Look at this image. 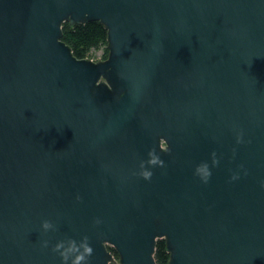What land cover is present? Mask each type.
Listing matches in <instances>:
<instances>
[{
	"label": "water",
	"instance_id": "obj_1",
	"mask_svg": "<svg viewBox=\"0 0 264 264\" xmlns=\"http://www.w3.org/2000/svg\"><path fill=\"white\" fill-rule=\"evenodd\" d=\"M262 184L264 0H0V264H264Z\"/></svg>",
	"mask_w": 264,
	"mask_h": 264
},
{
	"label": "trees",
	"instance_id": "obj_2",
	"mask_svg": "<svg viewBox=\"0 0 264 264\" xmlns=\"http://www.w3.org/2000/svg\"><path fill=\"white\" fill-rule=\"evenodd\" d=\"M61 39L67 43L76 57L89 56L90 50L102 48L101 58L107 55L106 29L98 20H91L85 23L72 24L64 21L61 26ZM108 249L117 258L115 250L108 246ZM154 259L157 264H166L168 252L164 240L157 239L154 250Z\"/></svg>",
	"mask_w": 264,
	"mask_h": 264
},
{
	"label": "clouds",
	"instance_id": "obj_3",
	"mask_svg": "<svg viewBox=\"0 0 264 264\" xmlns=\"http://www.w3.org/2000/svg\"><path fill=\"white\" fill-rule=\"evenodd\" d=\"M148 156L150 159L147 161V164L160 167L164 166V161L155 154L154 150H149ZM141 166L143 167L144 164L142 163ZM197 171L199 172L201 169H197ZM141 175L145 180H150L152 172L145 170L141 173ZM210 175V172L204 173L202 179L205 183ZM262 187H264V184H262ZM41 228L44 232L55 230L54 224L48 220L42 221ZM48 246L49 241L43 240L42 247L48 248ZM51 251L59 256L60 264H89V258L93 254V248L90 246L89 238L87 236H83L79 242L72 238L59 240L52 245Z\"/></svg>",
	"mask_w": 264,
	"mask_h": 264
},
{
	"label": "rangeland",
	"instance_id": "obj_4",
	"mask_svg": "<svg viewBox=\"0 0 264 264\" xmlns=\"http://www.w3.org/2000/svg\"><path fill=\"white\" fill-rule=\"evenodd\" d=\"M101 54H102V48H95L90 50L89 55L93 58V59H99L101 58Z\"/></svg>",
	"mask_w": 264,
	"mask_h": 264
}]
</instances>
